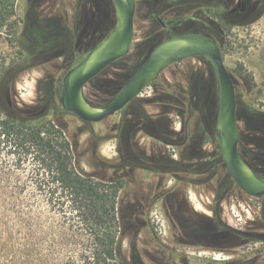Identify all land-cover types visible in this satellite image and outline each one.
Masks as SVG:
<instances>
[{"label":"rangeland","instance_id":"1","mask_svg":"<svg viewBox=\"0 0 264 264\" xmlns=\"http://www.w3.org/2000/svg\"><path fill=\"white\" fill-rule=\"evenodd\" d=\"M224 1L233 21L228 27H222L214 17L219 0H136L129 54L94 78L84 89V99L92 108L109 105L160 43L188 35L194 25L190 19L198 17L202 21L195 22V27L212 24L235 84L240 150L245 155L257 154L251 163L255 174L264 177V0ZM180 11L188 17L185 21L178 19ZM18 13L26 65L7 91L6 103L21 109L46 108L51 101L61 106L66 73L116 30L115 5L112 0H20ZM18 50L5 40L0 44L10 63L16 62ZM192 72L199 75L196 102L201 111L215 106L217 117L220 96L213 89L217 76L209 61L200 57L178 61L162 74L161 81L185 84ZM160 92L165 93L164 89ZM155 95L149 86L125 114L117 113L91 126L77 117L64 119L78 168L124 182L119 202L124 250L141 254L146 264H264V197L245 194L225 166L173 189L178 183L174 178L160 187L153 170L121 165L118 143L108 136L123 117L129 120L128 127L139 128L133 129L129 144L126 133L123 135L122 149L128 156H138L145 164L161 156L180 158V150L170 145L166 136L137 125L165 112ZM176 96L166 111L170 121L164 124L170 131L180 132L185 109L179 94ZM212 150L211 145L204 146V151ZM97 155L108 160L107 168L96 166ZM165 187L173 196L164 204L161 194ZM0 188V264H84L75 218H66L64 210L44 201L33 202L31 191H21L12 182H0ZM227 228L246 233L250 241L232 249Z\"/></svg>","mask_w":264,"mask_h":264},{"label":"trees","instance_id":"2","mask_svg":"<svg viewBox=\"0 0 264 264\" xmlns=\"http://www.w3.org/2000/svg\"><path fill=\"white\" fill-rule=\"evenodd\" d=\"M19 1L0 0V44L5 40L8 45L19 49L17 60L12 63L8 62L7 56L0 51V182H12L21 191H31L33 202L44 201L54 209L64 210L66 218H75L81 231L79 237L83 241L80 253L84 264H146L141 254L127 253L124 250L119 203L124 182L120 179L107 180L94 176L83 172L77 166L74 145L64 124V119L76 116L64 110L62 106L54 104V101L48 102L50 106L46 108L37 106L24 109L9 107L6 103L7 91L15 85L26 65L24 42L18 34L21 22L18 13ZM178 1L180 0H167L168 3ZM216 9L214 17L219 19V24L222 27L231 25L233 21L226 8V2L219 0ZM177 15L180 21L188 18L181 11ZM190 20L194 25L189 34L211 38L221 48L212 24L204 22L203 28H198L195 27V22L202 20L198 17ZM166 84L169 88L164 87ZM151 87L157 94L154 99L162 111H165L147 117L153 121L152 133L166 136L170 145L181 152L177 160L157 159L153 172L157 176L168 175L167 181L176 179L178 183L174 185L175 189L181 182L188 183V179L210 175L220 166H224L216 133L215 106H206L201 111L199 103L196 102V90L199 89L198 73L188 74L185 84L182 81L174 84L163 83L159 77ZM163 89L165 93L160 92ZM213 89L219 93L217 78ZM176 94L181 97L185 109L184 126L180 132L166 131L162 125L166 120L170 121L166 111L170 109L172 100L176 99ZM135 103L134 101L132 105ZM83 123L93 125L84 121ZM111 131L108 138L117 141L118 152L122 155L120 123H115ZM205 145H211L213 150L204 151ZM240 154L255 171L251 162L257 154L245 155L241 150ZM95 158L96 166L107 168L108 160L98 155ZM162 193L165 204L171 195L168 190ZM228 231L232 234V249L250 241V236L244 232L233 229ZM233 263L232 261L227 264Z\"/></svg>","mask_w":264,"mask_h":264},{"label":"water","instance_id":"3","mask_svg":"<svg viewBox=\"0 0 264 264\" xmlns=\"http://www.w3.org/2000/svg\"><path fill=\"white\" fill-rule=\"evenodd\" d=\"M115 5L116 30L63 78L61 105L88 123H100L106 118L122 111L126 105L140 96L148 87L174 63L195 57L205 58L212 65L218 80L220 106L216 120V132L224 166L236 183L247 195L254 198L264 197V177L257 176L248 166L239 151L240 126L238 119L237 93L233 78L226 67L218 43L199 34L174 36L162 42L125 85L116 99L109 105L90 107L84 99L85 87L109 66L125 58L131 49L137 4L136 0H112ZM250 172L255 175L253 179Z\"/></svg>","mask_w":264,"mask_h":264},{"label":"flooded vegetation","instance_id":"4","mask_svg":"<svg viewBox=\"0 0 264 264\" xmlns=\"http://www.w3.org/2000/svg\"><path fill=\"white\" fill-rule=\"evenodd\" d=\"M158 20L161 22V24H163L162 21H161V19L158 18ZM163 42H164V41H163ZM160 44H161V43H160ZM160 44H159V45H160ZM159 45H158V46H159ZM158 46H157V47H158ZM157 47H156V48H157ZM156 48H155V49H156ZM155 49H154V50H155ZM130 50H131V49H130ZM154 50H153V52H154ZM91 51H92V50H91ZM153 52H152V53H153ZM88 54H89V53H88ZM150 56H151V55H150ZM85 57H86V56H85ZM200 58H201V57H200ZM119 61H120V60H119ZM146 61H147V60H146ZM146 61H145V62H146ZM117 62H118V61H117ZM117 62H116V63H117ZM145 62H144V63H145ZM144 63H143V64H144ZM143 64L139 67V69L143 66ZM139 69H138V70H139ZM138 70H137V71H138ZM137 71H136V72H137ZM136 72H135V74H136ZM135 74H134V75H135ZM162 74H163V73H162ZM162 74H161L159 77H161ZM134 75H133V76H134ZM133 76H132V78H133ZM159 77H158V78H159ZM132 78H131V79H132ZM158 78H157V79H158ZM131 79H130V80H131ZM157 79H156V80H157ZM130 80H129V81H130ZM129 81H128V82H129ZM128 82H127V83H128ZM153 82H154V81H153ZM153 82H152V83H153ZM152 83H151V84H152ZM151 84H150L149 86H151ZM149 86H148V87H149ZM124 87H125V86H124ZM146 88H147V87H146ZM144 89H145V88H144ZM144 89H143V90H144ZM142 92H143V91H142ZM141 94H142V93H141ZM141 94H140V95H141ZM61 97H62V96H61ZM137 98H138V97H137ZM137 98H136V99H137ZM136 99L133 100V101H132L131 103H129L128 105H126L125 108H124L122 111L118 112V113H122V114L124 113V114H125V113H126L125 111H126L130 106H133V105L135 106L136 103L133 104V105H132V103H133L134 101L136 102ZM61 106H62V105H61ZM136 111H138V110H136ZM116 114H117V113H116ZM75 116H76V115H75ZM76 117H77V116H76ZM110 117H111V116H110ZM77 118H78V117H77ZM106 119H107V118H106ZM139 119H140V118H139ZM82 121H83V120H82ZM103 121H104V120H103ZM147 121H148L149 124H148L147 122H145V121H141V122L138 121V122H137V125H139V127H141V129L146 130V131H147L148 128L151 129V130L149 131V133L153 134V133H152V130H153V128H154V126H152L153 121L150 120V119H148V118H147ZM87 123H88V122H87ZM119 123H120V126L122 127L121 143H122V144L124 143V140H123V135H124V133H126V134L124 135V136H125V141H126V143H128V144L131 143V142H132V132H133V129L139 131V128H138L137 126H134V128H133V127H128L129 120L127 121L124 117L122 118V120H121ZM141 123H142V124H141ZM167 125H168V123H167ZM162 127H163L164 130H166V131L169 130V129H167V127L165 126V124H163ZM136 128H137V129H136ZM169 131H170V130H169ZM216 133H217V132H216ZM154 135H155V134H154ZM217 135H218V134H217ZM166 139H167V141H168V138H166ZM168 143H169V141H168ZM169 144H170V143H169ZM239 148H240V144H239ZM239 151H240V150H239ZM130 156H131V154L128 156V154L125 153V151H124V149H123L121 165H122L123 167H128V169H131V168H135V169H148V170L150 169V170L152 171L153 168H155V167L157 166V165H156V160H157V159L165 160V161H169V160H171V158H169V157H163V156H161V157H158L157 159H154V160H153V158H150V159H148L149 162H147V163L145 164L144 161H140V159L138 158V156H137V157H132V156L130 157ZM148 157H149V156H148ZM142 159H144V158L142 157ZM151 161H153V162H151ZM127 163H128V164H127ZM154 165H155V166H154ZM134 166H135V167H134ZM164 175H165V174H164ZM164 175L161 174L160 176H158V179H157V180H158V181H157V185L160 186V187H162L163 182H164V181L166 182V178L168 177V175H166V176H164ZM165 188H166V187H165ZM165 188H164V191L167 190V188H166V189H165ZM170 189H171V188H170ZM168 191H169V190H168ZM169 194L171 195V197L173 196L172 193H171L170 191H169Z\"/></svg>","mask_w":264,"mask_h":264},{"label":"bare ground","instance_id":"5","mask_svg":"<svg viewBox=\"0 0 264 264\" xmlns=\"http://www.w3.org/2000/svg\"><path fill=\"white\" fill-rule=\"evenodd\" d=\"M125 1V0H124ZM97 114H101L103 112V110L101 108H96L94 110ZM250 175L253 179H255V175L253 173L250 172Z\"/></svg>","mask_w":264,"mask_h":264}]
</instances>
